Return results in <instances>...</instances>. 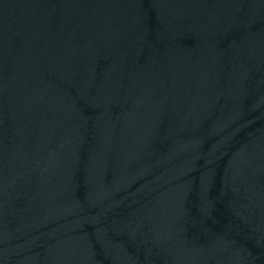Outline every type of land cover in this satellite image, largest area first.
I'll list each match as a JSON object with an SVG mask.
<instances>
[{"label":"water","instance_id":"water-1","mask_svg":"<svg viewBox=\"0 0 264 264\" xmlns=\"http://www.w3.org/2000/svg\"><path fill=\"white\" fill-rule=\"evenodd\" d=\"M0 264H264V0H0Z\"/></svg>","mask_w":264,"mask_h":264}]
</instances>
